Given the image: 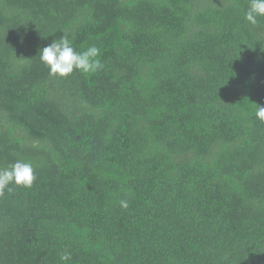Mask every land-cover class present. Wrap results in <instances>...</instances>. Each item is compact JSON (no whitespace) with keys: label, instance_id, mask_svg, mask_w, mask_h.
Instances as JSON below:
<instances>
[{"label":"trees","instance_id":"trees-1","mask_svg":"<svg viewBox=\"0 0 264 264\" xmlns=\"http://www.w3.org/2000/svg\"><path fill=\"white\" fill-rule=\"evenodd\" d=\"M249 0H0V264H264V17ZM63 34L103 68L49 75ZM120 200H127L122 208Z\"/></svg>","mask_w":264,"mask_h":264},{"label":"clouds","instance_id":"clouds-1","mask_svg":"<svg viewBox=\"0 0 264 264\" xmlns=\"http://www.w3.org/2000/svg\"><path fill=\"white\" fill-rule=\"evenodd\" d=\"M260 17H264V0H249V6L244 19L251 25L258 24ZM40 61L49 69V75L66 78L74 71L84 74L95 73L103 68L100 59V50L95 45L83 51H76L70 40L63 34L58 40H53L49 45L39 51ZM255 116L264 122V105H256ZM36 180L32 163L17 160L7 168H0V195L5 190L12 191L10 185L30 188ZM122 208H128L127 200H120ZM61 264L71 259L67 251L59 256Z\"/></svg>","mask_w":264,"mask_h":264}]
</instances>
